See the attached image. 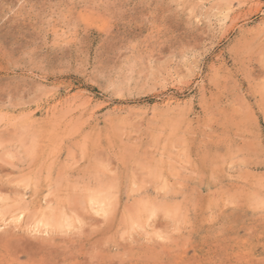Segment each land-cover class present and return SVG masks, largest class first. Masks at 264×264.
<instances>
[{
	"label": "rangeland",
	"instance_id": "obj_1",
	"mask_svg": "<svg viewBox=\"0 0 264 264\" xmlns=\"http://www.w3.org/2000/svg\"><path fill=\"white\" fill-rule=\"evenodd\" d=\"M0 264H264V0H0Z\"/></svg>",
	"mask_w": 264,
	"mask_h": 264
},
{
	"label": "bare ground",
	"instance_id": "obj_2",
	"mask_svg": "<svg viewBox=\"0 0 264 264\" xmlns=\"http://www.w3.org/2000/svg\"><path fill=\"white\" fill-rule=\"evenodd\" d=\"M46 107H47V106H46ZM48 111H49V110H48ZM92 201H93V200H92ZM90 202H91V201H90ZM93 202H95V201H93ZM93 202H92V203H93ZM101 203H102L101 201L95 202V204H101ZM93 204H94V203H93ZM146 210H148V209H146ZM97 211H98V210H97ZM146 213H147V212H146ZM21 217H22V213L18 215V220L21 219ZM16 218H17V217H16ZM16 218H15V219H16ZM49 219H50V218H49ZM51 219H52V217H51ZM55 220H56V219L54 218V219H53L54 223H56ZM38 222H39V220H38ZM45 222H48V221L45 220ZM45 222H44V223H45ZM40 223H43V222L40 221ZM44 223H43L42 225L49 227L46 223H45L46 225H45ZM50 223H51V225H52V222H49V224H50ZM56 224H58V223H56ZM35 225H36V224H35ZM51 225H50V226H51ZM52 226H53V225H52ZM54 226H55V225H54Z\"/></svg>",
	"mask_w": 264,
	"mask_h": 264
}]
</instances>
